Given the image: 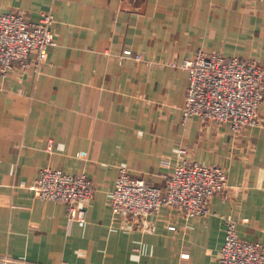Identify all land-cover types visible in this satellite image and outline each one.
<instances>
[{"label": "crops", "instance_id": "crops-1", "mask_svg": "<svg viewBox=\"0 0 264 264\" xmlns=\"http://www.w3.org/2000/svg\"><path fill=\"white\" fill-rule=\"evenodd\" d=\"M0 12H48L55 39L36 70L0 77V264H216L228 220L264 243V95L254 126L183 119L180 66L201 50L264 70V0H0ZM179 148L225 171L204 216L111 211L119 166L163 187ZM43 167L91 179L82 227L65 204L33 197Z\"/></svg>", "mask_w": 264, "mask_h": 264}, {"label": "built area", "instance_id": "built-area-1", "mask_svg": "<svg viewBox=\"0 0 264 264\" xmlns=\"http://www.w3.org/2000/svg\"><path fill=\"white\" fill-rule=\"evenodd\" d=\"M52 25L53 19L48 12L35 21L0 12V77H4L13 65L25 71L32 63L36 70L55 44ZM123 54L131 55V51L124 50ZM133 57L140 59L139 55ZM180 66L188 75L181 107L183 119L197 116L206 121L228 123L233 131L257 123L264 95V70L254 61L197 50ZM46 149H51L50 141ZM184 152L182 148L177 149V160L163 187L134 178L126 167L119 166L109 199L111 211L138 221L160 207L179 209L186 221L204 216L209 200L223 193L226 174L219 166L188 160ZM30 189L37 199L65 204L67 218L79 227L84 225V204L93 193L92 181L86 174L69 175L56 168L43 167ZM216 264H264V243L240 239L235 232V222L228 220Z\"/></svg>", "mask_w": 264, "mask_h": 264}]
</instances>
